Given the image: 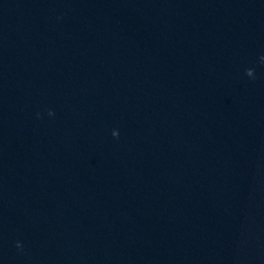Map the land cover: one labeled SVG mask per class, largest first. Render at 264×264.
<instances>
[{
	"label": "water",
	"instance_id": "obj_1",
	"mask_svg": "<svg viewBox=\"0 0 264 264\" xmlns=\"http://www.w3.org/2000/svg\"><path fill=\"white\" fill-rule=\"evenodd\" d=\"M0 264H264V0H0Z\"/></svg>",
	"mask_w": 264,
	"mask_h": 264
},
{
	"label": "clouds",
	"instance_id": "obj_2",
	"mask_svg": "<svg viewBox=\"0 0 264 264\" xmlns=\"http://www.w3.org/2000/svg\"><path fill=\"white\" fill-rule=\"evenodd\" d=\"M51 114V113H50Z\"/></svg>",
	"mask_w": 264,
	"mask_h": 264
}]
</instances>
